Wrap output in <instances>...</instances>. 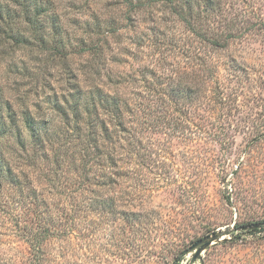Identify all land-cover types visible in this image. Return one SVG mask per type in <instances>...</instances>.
<instances>
[{
	"label": "rangeland",
	"instance_id": "obj_1",
	"mask_svg": "<svg viewBox=\"0 0 264 264\" xmlns=\"http://www.w3.org/2000/svg\"><path fill=\"white\" fill-rule=\"evenodd\" d=\"M44 1L47 12L36 25L17 18L0 34V114L30 111L43 124L44 148L23 129L26 151L13 154L3 139L11 156L4 163L20 181L51 192L43 197L68 208L76 200L81 210L63 220L67 233L48 239L34 261L7 213L19 186L4 182L0 264H264V0H213L212 7L191 0L183 15L195 33L169 0ZM202 61L218 70L207 80L219 86L207 96L222 106L210 115L191 101L183 116L173 109L167 117L139 113L153 92L185 77L194 85ZM75 84L83 92L121 94L133 105L121 143L130 149L128 178L120 188L90 182L103 193V211L84 206L80 196L91 170L85 154L97 155L91 147L100 144L102 129L93 110L75 117ZM109 130L116 140V129ZM114 146L123 152L114 143L106 147ZM97 165L91 168L98 175ZM217 232L193 259L191 246Z\"/></svg>",
	"mask_w": 264,
	"mask_h": 264
},
{
	"label": "trees",
	"instance_id": "obj_2",
	"mask_svg": "<svg viewBox=\"0 0 264 264\" xmlns=\"http://www.w3.org/2000/svg\"><path fill=\"white\" fill-rule=\"evenodd\" d=\"M169 0L172 4V9L175 14H177L184 23H186L190 28L189 30L193 33L196 31L190 26L189 21L183 15L184 7L187 9L191 8V0ZM44 0H0V34L5 33V27L13 22L17 18H21L27 25H36L39 22L40 17L47 12L46 8L43 7ZM214 4L213 0H207V6L212 7ZM19 10H16V9ZM200 34V32H199ZM198 36H201L198 35ZM10 37V36H9ZM8 37V38H9ZM12 39V38H11ZM215 47H221L217 41L211 42ZM59 53V52H57ZM218 74L217 68L215 66H207L206 62H201L198 64V70L194 76V85L187 83L186 77L177 81L174 87H169L167 92H153V98H150L146 104V110H140L139 113L144 115L161 113L163 117H167L169 111L173 109L179 115L183 116V109L187 108L186 104L191 101L199 109L201 108L205 111L206 115L213 113L214 108L222 106L221 102H214L208 98L207 94L212 93V84L218 85L217 81L208 83L212 81L213 74ZM169 79H172L171 77ZM185 79V80H184ZM219 86V85H218ZM77 95L73 94V99L75 103L73 107L71 106L72 112L75 114L76 118H80V110H84L88 114H92L93 110L97 116L98 121H100V126L102 129V138L99 144L98 141H93L94 148L97 155H91L89 151L85 154L87 156L86 165L91 163V167L98 163L100 167V174L92 173V168L88 166L85 176L83 177L85 185L80 186L82 197V202L84 200V206L88 208H96L97 206L103 207L102 198L103 193H99L96 190L90 188V182H96L94 185L99 188H111L118 186L126 181L128 176L129 167L127 166V158L129 157V150L125 149L127 145H122L124 140L122 134H126V113H133V105L129 100L124 99L121 94L118 93H108L100 88H95L94 92H83V89L79 88L78 84L74 86ZM162 95V97H161ZM1 96V92H0ZM84 98V102L80 104V100ZM177 99H182V109L179 108L178 104L175 102ZM191 99V100H190ZM209 101L212 106H209ZM157 102L159 104H157ZM153 103V104H151ZM216 104V105H213ZM98 105L103 110V116H99ZM143 105V104H142ZM161 106L164 110H157L156 107ZM61 107V106H60ZM67 107L70 105L67 103ZM145 108V107H144ZM143 108V109H144ZM206 108V109H205ZM147 111V112H145ZM7 115L3 116L0 114V189L3 187V183L6 182L9 186H19L18 199L13 202L11 206H8L10 210L7 212L12 219L15 220V226L18 227L19 233L25 239V242L29 244L31 254L35 259L40 253H42V246L51 237H60L65 235L69 229V224H63V220H75L81 208L79 207L77 201L75 200L73 204L69 205L70 208L63 205L61 202L54 203L53 200H48L43 197L44 194H50L51 192L42 190V188H36L33 182L28 179L23 181L19 180V176L15 174L12 169L5 165L4 161H8L2 150L1 142L5 139L7 142L10 140L13 154L19 153V151H26V140L23 137L22 130L27 129L30 132L31 138L35 141V144L42 146L44 148V141L39 129L43 128V124L40 121H36L35 117L31 115L30 111L25 110L20 112L19 116L13 113L11 109L6 110ZM187 113V111L185 112ZM108 116V118H106ZM101 117V118H100ZM198 121L200 125L204 123L205 118L203 115L198 114ZM19 118L22 120V124L19 123ZM68 119V118H67ZM166 121V119H163ZM179 121V120H178ZM160 123V122H158ZM165 123V122H163ZM180 123V124H179ZM169 124V123H168ZM182 122H175L176 126H182ZM109 126L116 129L117 139L113 141V135H111ZM198 126V127H200ZM5 141V142H6ZM114 143L118 149L123 152H115L114 147H106L108 144ZM125 147V148H124ZM15 152V153H14ZM71 165H74V161ZM78 170L73 168V171ZM93 174V175H91ZM128 178V177H127ZM25 184V185H23ZM16 186V187H17ZM82 187V188H81ZM114 195L108 197V202L113 204L115 202ZM88 205V206H87ZM92 208V209H93ZM104 207L101 208L103 211ZM120 215L124 214V211L119 212ZM257 230L249 231L250 233ZM35 261V260H34ZM178 262V261H177Z\"/></svg>",
	"mask_w": 264,
	"mask_h": 264
},
{
	"label": "water",
	"instance_id": "obj_3",
	"mask_svg": "<svg viewBox=\"0 0 264 264\" xmlns=\"http://www.w3.org/2000/svg\"><path fill=\"white\" fill-rule=\"evenodd\" d=\"M260 227L259 223L256 224H251L248 225L247 227H244L242 229H257ZM221 236L220 232H217L215 234H213L212 236H207L205 238L199 239L198 241H196L190 248L191 251H195L194 255H193V259H196L201 252L207 248L209 245H211V243L219 238Z\"/></svg>",
	"mask_w": 264,
	"mask_h": 264
}]
</instances>
